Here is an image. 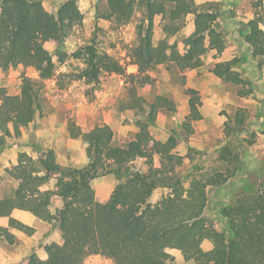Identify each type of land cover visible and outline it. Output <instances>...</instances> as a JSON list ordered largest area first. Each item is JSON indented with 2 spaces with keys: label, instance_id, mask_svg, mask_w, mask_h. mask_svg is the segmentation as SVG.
<instances>
[{
  "label": "trees",
  "instance_id": "16d2710c",
  "mask_svg": "<svg viewBox=\"0 0 264 264\" xmlns=\"http://www.w3.org/2000/svg\"><path fill=\"white\" fill-rule=\"evenodd\" d=\"M104 1L106 12L100 17L119 24L129 22L137 9L142 11L135 42L129 48L138 74L158 65H165L167 70L193 69L209 48L221 52L225 47L223 33L215 27L219 17L216 4L202 8L195 0ZM189 14L193 15V30L182 40L183 51L167 37L154 41L156 16L168 36L180 31ZM82 20L76 0L60 5L56 17L49 22L45 21L41 0H0V68L32 66L38 73L37 78L22 74L16 94L0 89V140L11 134L19 136L21 128L43 116L48 79L54 80L57 89H64L72 80L95 84L104 72L125 73L118 58L99 50L93 41L67 51L65 38ZM260 22L258 17L241 23L247 52L258 70L264 64V30ZM46 32L57 37L54 51L44 46ZM69 58L80 60L83 66L77 71L56 72L57 66ZM240 61L235 57L216 62L211 72L235 86L237 95L248 97L254 91V82L236 68ZM185 91L187 113L179 127L187 140L202 113L197 91ZM129 95L137 131L124 145L114 143L113 130L106 123L82 130L68 119V136L79 137L85 144L84 164L62 165L55 151L48 148L36 157L20 152L16 164L6 170L14 183L0 195V217L11 216L14 209L28 211L42 221L55 223L61 238V242L43 245L45 258L31 252L28 263L81 264L89 255L104 254L112 264H166L162 245L167 243L183 251L184 259L194 264H264V180L249 189L246 180L233 200L220 207L216 215L224 223L221 228L213 220L202 218L208 202L207 187H219L237 177L243 170L240 153L223 144L217 155L222 169L183 171L175 130L158 143L150 132L160 111L177 112L174 101L165 94L147 100L134 87ZM249 121L248 110L237 107L223 122V137L245 131ZM261 132L264 133V120ZM138 161L143 166H138ZM101 176L115 181L102 202L96 200L91 184ZM157 188H167L169 192L152 204L149 199ZM52 197L59 200L54 210L50 209ZM9 228L26 234L34 231L10 217L8 226L0 225V238L13 239ZM206 240L211 242L209 249L202 247Z\"/></svg>",
  "mask_w": 264,
  "mask_h": 264
},
{
  "label": "rangeland",
  "instance_id": "374dc122",
  "mask_svg": "<svg viewBox=\"0 0 264 264\" xmlns=\"http://www.w3.org/2000/svg\"><path fill=\"white\" fill-rule=\"evenodd\" d=\"M41 1L45 9V21L49 22L56 17L57 8L68 0ZM76 2L83 13V20L65 38L67 51H73L93 41L99 50L118 58L125 67V73L104 72L100 75L99 82L95 84H86L83 79L72 80L64 89H57L54 80L48 79L45 85L43 116L35 118L28 126L21 128L19 136L11 134L0 140V195L14 183L8 178L6 170L16 164L20 152L36 157L51 148L62 165L73 162L85 163V144L79 137L72 139L68 137L65 129L68 119H73L83 130L106 123L113 130L114 143L124 145L137 131L135 110L132 108V99L129 95V90L134 87L136 93L147 100H151L156 94H165L174 101L177 112L172 114L160 111L150 126V132L154 142L158 143L175 130L178 138L176 151L183 156V171L211 172L213 169H222L223 164L218 161L217 155L223 144L233 152L240 153L243 170L236 175L237 177L229 179L222 186L207 187L208 202L201 217L213 220L215 226L221 228L224 223L216 215L220 207L233 200L239 187L246 180L248 189L264 180V133L261 132V123L264 120V64L260 70L255 67V62L247 52V43L243 40L245 29L243 25L241 26V23L250 18L260 17V26L264 30V0H195L202 8L216 4L219 17L215 21V27L223 33L224 49L218 52L214 48H209L199 57V65L193 69L167 70L165 65H158L141 74L137 73V66L129 56V48L135 42L136 24L142 18V11L137 9L129 22L119 24L114 20L100 17V14L106 12L104 0ZM192 30V14L186 16L180 31L168 36L163 30L160 17L156 16L153 39L156 42L167 37L169 42H176L178 49L183 51L182 40ZM261 40L264 42V34ZM56 45L57 37L46 32L44 46L54 51ZM235 57L241 60L236 68L254 82V91L248 97L237 95L235 86L223 82L211 72L216 62ZM82 66L80 60L69 58L57 66L56 72L77 71ZM22 74L38 77L32 66L10 67L7 70L0 68V89H4L8 94L18 93ZM137 79L143 80V83L139 84ZM187 88L197 91L202 118L193 123V133L184 140L179 125L187 113L185 91ZM237 107L248 110L250 121L245 131L225 139L222 133L223 122ZM137 165L143 166L141 161H138ZM113 181L106 176L92 180V190L97 201L102 202L107 198L114 186ZM168 192L167 188L155 189L149 200L155 204ZM58 203L59 201L52 197L50 209L54 210ZM39 227L40 238L37 244L39 246L32 251L38 256L44 252V244L52 241L61 242L55 223L43 222ZM202 247L209 249L211 242L204 241ZM162 256L166 264H194L192 260L184 259L183 251L171 248L167 243L162 245ZM95 263L112 264L104 254H100Z\"/></svg>",
  "mask_w": 264,
  "mask_h": 264
},
{
  "label": "crops",
  "instance_id": "0c3cea01",
  "mask_svg": "<svg viewBox=\"0 0 264 264\" xmlns=\"http://www.w3.org/2000/svg\"><path fill=\"white\" fill-rule=\"evenodd\" d=\"M225 60H227V59H225ZM67 135H68V133H67ZM85 162H86V160H85ZM72 164H77V163L73 162ZM106 177H109V176H106ZM114 185H115V183H114ZM160 189H162V188H160ZM108 196H107V198H108ZM10 217L17 219V220L25 223L28 226L33 227L34 231L31 234H25L20 230L9 228L10 231L13 233L14 237L12 240L0 238V264H29L28 263L29 254L33 250L38 248V246H39L37 244H38V241L40 238V232H39L40 223H43L45 221H42V220L36 218L32 213H30L28 211L21 210V209H14L11 213V216L0 217V225L8 226ZM39 256L41 258H45L46 255L43 252ZM98 257H100V254L89 255L85 258L83 264H93L92 262H94V264H96L95 260ZM109 260L111 261V259H109Z\"/></svg>",
  "mask_w": 264,
  "mask_h": 264
}]
</instances>
